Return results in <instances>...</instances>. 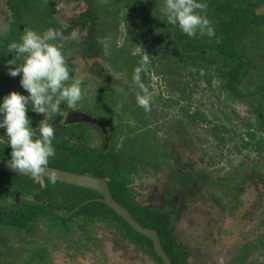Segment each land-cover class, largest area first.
I'll list each match as a JSON object with an SVG mask.
<instances>
[{
	"label": "rangeland",
	"instance_id": "374dc122",
	"mask_svg": "<svg viewBox=\"0 0 264 264\" xmlns=\"http://www.w3.org/2000/svg\"><path fill=\"white\" fill-rule=\"evenodd\" d=\"M98 3H107L109 7L119 9L120 13L116 25L105 28L101 41L103 49H97L88 37L87 27L78 24L80 14L91 7L88 0H63L59 17L64 30L62 38L54 41L62 46L70 75L82 80L83 96L73 107L81 106V111L98 117L113 128L111 134L110 131L106 134L108 137H103L101 131L97 133L90 129L91 145L99 147L102 141H106L108 147L113 144L114 148H119L123 145V137H128L124 144L128 152L137 151L140 158L146 159L154 151L157 153L151 162L143 163L131 175L132 194L143 204L163 202L165 205V200H175V206L181 213L175 233L188 250L189 264H264V183L255 184L250 178L264 174V159L258 162L260 155L247 150L240 140L243 124L247 118L254 117L248 105L228 97L225 92L209 89L203 80L193 81L194 75L191 74L186 78L193 90L181 93L184 95L181 103L185 106L173 103V95H177L176 92L173 94V84L178 82V78L176 75L173 77L172 72L162 73L165 69L163 62V65L156 64L158 70L147 67L144 76L145 85L151 92V110L143 113L124 109L126 103L136 108L133 105L140 92L133 86L131 69L117 58L127 42V19L124 15L128 8L126 0H98ZM150 4L154 10L155 3ZM164 4L165 0H159V14L165 15ZM257 11L264 16V5ZM32 22L31 17H23L20 24L0 36L1 40L10 34L11 41H18ZM153 26L157 32L160 22H153ZM92 39L97 41L95 36ZM152 39L150 35L145 38L147 46L151 45ZM9 43L7 41L0 48V100L13 90L28 94L19 82L21 74L13 77L7 73L9 67H15L8 61L22 63L19 59L12 60L15 52L9 51ZM129 43L127 50H141L135 38H131ZM85 47L89 49L88 53ZM151 50V55L156 57L155 45ZM30 107L31 103L26 110L30 119L47 121L50 112L38 113ZM185 107L198 109L200 116L210 119V124H219L224 129L220 134L227 143L211 135L209 123L181 119L180 113ZM134 127L139 130L131 132ZM227 137H232V140L228 141ZM5 138L2 141L7 143ZM176 157L185 169H193L192 175L188 176L193 181L186 182L184 187L181 177L173 171ZM178 169L182 171L180 166ZM204 170L207 172L204 175L199 173ZM209 176L220 181L203 180ZM226 176L229 179H225ZM244 177L248 179L244 180ZM229 189L238 192L237 199ZM10 202L11 199L8 204ZM0 251L4 264H11V256L14 264H160L121 235L114 223H85L82 219L71 222L67 229L54 231L44 219H40L29 233L1 226Z\"/></svg>",
	"mask_w": 264,
	"mask_h": 264
},
{
	"label": "trees",
	"instance_id": "16d2710c",
	"mask_svg": "<svg viewBox=\"0 0 264 264\" xmlns=\"http://www.w3.org/2000/svg\"><path fill=\"white\" fill-rule=\"evenodd\" d=\"M88 1L91 7L80 14L78 24L81 23L82 26L87 27L92 44L97 49L101 47L103 49L101 41L105 28L107 25H116L120 16L119 9L111 8L107 3L100 5L98 0ZM151 2L155 3L154 10L151 9L153 6ZM206 2L205 11L215 29V35L212 37L199 34L189 37L178 26L171 25L167 22L166 15L159 14L157 7L159 0H126L128 11L124 17L127 19L128 37L117 58L131 69V76L144 51L150 54L152 66H148V69L158 70L159 67L156 64L160 65L164 62L165 69L163 68L162 73L171 74L172 72L173 77L176 75L178 78L179 84L173 81L175 82L173 94L177 93L173 95V103L180 106H185L181 103V97L184 96L181 93L193 90V86H189L190 81L186 78L189 74L194 75L193 81L203 80L209 89L225 92L228 97L245 102L250 114L254 117L247 118L243 124L240 135L241 144L247 150L256 151L260 155L257 161H262L264 159V60L262 61L264 16L257 10L264 5V0H206ZM28 3V0L16 2V6L13 7L14 18L11 28L20 24L23 17H31L33 22L28 28L42 32V28L48 25L46 18L27 15L26 12L29 9L21 10ZM155 21L160 22L157 32L154 31L153 26ZM65 31L68 30L65 29ZM149 35L153 39L151 45L147 46L144 40ZM92 36H95L97 41L94 42ZM5 38V40L0 38V48L8 41V36ZM131 38H135V43L141 47L140 52L136 54H133L134 51L127 50ZM153 45H155L156 57L151 55ZM85 51L88 53L89 49L85 47ZM145 73H147L146 70L141 73L143 82ZM133 86L138 88L135 83ZM131 97L135 99L134 96ZM133 106L136 108L132 111L140 110L141 112L142 107L137 103ZM182 110L181 119L202 120L210 124V119L200 116L198 109L189 110L185 107ZM51 113L48 123L53 124L57 129L53 139L56 152L50 158L48 165L105 178L113 196L125 205L142 225L158 232L162 246L172 263L189 264L188 250L177 239L175 233L176 223L181 218L175 201H173L172 210L170 206L142 205L129 195L132 190L129 181L131 175L137 170L138 164V161L134 160L136 156L128 154L124 147L125 141L129 138L125 137L123 146L117 150L113 149V144L106 146L108 144L106 141L102 142L100 147H93L87 136L90 130L87 124L84 122L70 124L65 121V114ZM61 118L64 119V123L60 134V127L56 126V122ZM31 124L35 126L34 119H31ZM179 129L183 128L179 126ZM220 130L224 129L220 128L219 124H210L211 135L225 143V137L220 134ZM67 132L70 133L69 137ZM227 139L230 141L232 137ZM2 145L4 144L0 143V156L9 159L11 149ZM213 152L215 153V149ZM175 154L173 149V156ZM139 159V162L147 161L144 157ZM175 160L176 167H173V171L175 175L181 177L184 187L186 182L193 181V178L188 177L192 175L193 169L188 171L177 157ZM178 166L182 168V171L178 169ZM177 171L181 173L178 174ZM199 173L204 175L207 172L204 170ZM250 178L255 184L264 183V174L252 175ZM206 179L220 181L211 176L203 177V180ZM225 179L229 178L226 176ZM229 191L234 198H238V192H234L233 189ZM215 198L216 202H219L217 197ZM10 199L11 202L8 204ZM40 219H44L52 231L67 229L71 222L78 219H82L85 223L112 222L127 240L133 242L149 257L163 264L161 257L155 251L153 241L135 230L117 214L105 202L104 196L99 191L58 179L55 183H50L49 177L36 180V177L32 175L0 169V227L9 226L17 232L29 233ZM0 254H2L1 251ZM2 258L0 255V264H4ZM14 262L11 256V264Z\"/></svg>",
	"mask_w": 264,
	"mask_h": 264
},
{
	"label": "clouds",
	"instance_id": "9594fccd",
	"mask_svg": "<svg viewBox=\"0 0 264 264\" xmlns=\"http://www.w3.org/2000/svg\"><path fill=\"white\" fill-rule=\"evenodd\" d=\"M0 7L3 5L0 4ZM206 9V0H165L163 10L167 22L178 26L187 36L199 34L212 37L215 29ZM58 38H62L59 29L50 27L39 32L28 28L18 41L13 40L7 45L10 52H15L12 60H22L19 64L8 61L15 67H9L7 73L13 77L21 74L19 82L28 94L13 90L0 100V128H5L7 144L11 145L7 163L21 174L42 175L56 152L53 145L56 127L43 119L34 128L26 114L29 103L30 108L38 113H58L62 111L61 105L71 108L83 96L82 80L70 75L62 46L54 42ZM138 52L139 48L133 54ZM150 63V54L144 51L132 74V80L140 89L136 103L146 112L151 110V92L141 73ZM48 177L50 183H55L57 173L51 171Z\"/></svg>",
	"mask_w": 264,
	"mask_h": 264
},
{
	"label": "water",
	"instance_id": "95a60500",
	"mask_svg": "<svg viewBox=\"0 0 264 264\" xmlns=\"http://www.w3.org/2000/svg\"><path fill=\"white\" fill-rule=\"evenodd\" d=\"M2 5L3 7H0V36L5 35L9 31L12 21V16L9 10L7 9L6 3H3ZM78 121H88L92 123H98L100 126L105 128L100 120H98L96 117L91 116L88 113L77 112V111L70 113L69 122H78ZM7 161L8 159L0 157L1 170L21 174L11 169ZM47 167L48 169L45 171V173L38 176L48 177V174L51 171H53L57 173L56 179L58 180L92 188L94 190L99 191L104 196L105 202L109 206H111L117 214L122 216L135 230L149 237L153 241L155 251L161 257L163 264H173L170 259V256L162 246L158 232L155 229L148 228L142 225L124 205H122L119 201H117L114 198L106 179L86 173H77L68 170H63L52 166H47Z\"/></svg>",
	"mask_w": 264,
	"mask_h": 264
},
{
	"label": "flooded vegetation",
	"instance_id": "af4514ba",
	"mask_svg": "<svg viewBox=\"0 0 264 264\" xmlns=\"http://www.w3.org/2000/svg\"><path fill=\"white\" fill-rule=\"evenodd\" d=\"M20 1H24V0H0V3H6V6H7V9L9 10V12L11 13V16H12V21H11V26H10V29H9V31L11 30V27H12V23H13V18H14V11H13V7L14 6H16V2H20ZM28 4L26 5V6H24L21 10H28L26 13H27V15H34L35 17H38V16H40V17H42V18H46V22L48 23V25L47 26H45L44 28H42V32L43 31H45V30H47L48 28H54L55 27V29H59L61 32L64 30V25H63V22H62V20L60 19V14H61V11H62V2H63V0H28ZM90 8V7H89ZM89 10V9H88ZM52 24V25H51ZM54 25V26H53ZM79 25H81V23L79 24ZM82 26V25H81ZM82 27H84V26H82ZM8 31V32H9ZM7 32V33H8ZM8 42H11V35L9 34L8 35ZM1 76V75H0ZM2 78V77H1ZM4 87V86H3ZM3 87H2V89H3ZM62 107V111H61V113L62 114H65V116H66V118H65V121H67L68 123H70V124H80V123H85V124H87L86 126L89 128V129H94L97 133H99L100 131L102 132V134H103V137H108L106 134L110 131V134H111V130L113 129V128H111L109 125H106L101 119H99L98 117H96L98 120H100L102 123H103V125H104V127L105 128H103L102 126H100L98 123H92V122H88V121H78V122H69V115H70V113H72V112H74V111H77V112H85V111H81V109H80V107L81 106H79V107H76V108H74V107H71V108H68V107H66V106H61ZM124 109H126V110H133L134 108H131L130 106H128V105H124ZM141 112H143V113H148V111L146 112L143 108H141ZM85 113H87V112H85ZM89 114V113H88ZM51 116H52V113L50 112V116H49V118H51ZM92 116V115H91ZM93 117H95V116H93ZM49 118L47 119V121L46 122H48V120H49ZM35 121V128H37L38 127V125H39V123L40 122H37L36 120H34ZM64 123V119L63 118H61L58 122H56V126L57 127H60V134L62 133V124ZM79 129H77V131H78ZM139 130V128H137V127H134V128H131L130 129V131L131 132H137ZM5 128H2V129H0V143L1 144H4V145H2V146H7V148L8 149H11V145H9V144H7V143H4L2 140L3 139H6L5 137ZM88 131H90V130H88ZM88 133L89 132H87V136H88ZM67 135H68V137H69V135H70V133L69 132H67L66 133ZM123 139H124V137H123ZM102 142H104V141H102ZM102 142L100 143V145H99V147L102 145ZM91 144V143H90ZM124 144V143H123ZM92 146V145H91ZM106 146H108V144L106 145ZM121 146H123V145H121ZM120 146V147H121ZM93 147H97V146H93ZM119 147V148H120ZM119 148H113L114 150H117V149H119ZM127 151V150H126ZM128 152V151H127ZM128 154H134L135 156H136V158H134V160H136V161H138V164H137V170H139L142 166H143V163H148V162H151V158L153 157V156H155L157 153L154 151L153 152V154H152V156L151 157H149L148 159H147V161L146 162H139L140 161V156H139V154L137 153V151H135V152H128ZM1 157V156H0ZM3 158V157H2ZM6 159V158H5ZM164 160H165V157H164ZM49 166V165H48ZM52 167H55V166H52ZM56 168H59V167H56ZM59 169H63V168H59ZM63 170H67V169H63ZM136 170V171H137ZM68 171H71V170H68ZM135 171V172H136ZM72 172H76V171H72ZM134 172V173H135ZM77 173H82V172H77ZM133 173V174H134ZM86 174H88V173H86ZM90 175H92V174H90ZM93 176H95V175H93ZM34 177H36V180H40V179H42L43 177H46V176H34ZM96 177H98V176H96ZM102 178V177H101ZM105 179V178H104ZM61 181V180H60ZM65 182V181H64ZM68 183V182H67ZM131 187V186H130ZM132 188V187H131ZM132 192H133V188H132V190H131V192H130V197L131 198H133V199H135L137 202H140L138 199H136L134 196H133V194H132ZM113 195V194H112ZM115 198V197H114ZM116 199V198H115ZM117 200V199H116ZM118 201V200H117ZM173 201H175L174 199H173ZM173 201L171 202V201H167L166 202V200L164 201V203H165V205H162L163 204V202L162 203H149V204H143V203H141L142 205H156V206H166V207H168V206H170L171 207V209L173 210ZM121 203V202H120ZM122 204V203H121ZM123 205V204H122ZM125 206V205H124ZM126 207V206H125ZM127 208V207H126ZM128 209V208H127ZM129 210V209H128ZM130 211V210H129ZM131 212V211H130ZM134 216V215H133ZM163 262V261H162Z\"/></svg>",
	"mask_w": 264,
	"mask_h": 264
}]
</instances>
